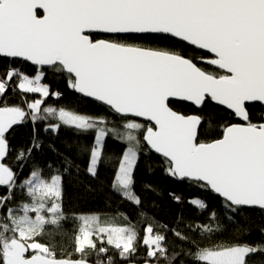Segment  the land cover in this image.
I'll return each instance as SVG.
<instances>
[{
	"label": "snow or ice",
	"instance_id": "obj_1",
	"mask_svg": "<svg viewBox=\"0 0 264 264\" xmlns=\"http://www.w3.org/2000/svg\"><path fill=\"white\" fill-rule=\"evenodd\" d=\"M49 76L102 110L48 104L64 97ZM22 126L32 136L18 148ZM65 128L63 150L47 143L56 159H38L39 132ZM151 154L219 206L194 196L203 220L159 221L136 191ZM112 164L109 187L136 222L67 212L65 177L99 180ZM251 209L264 213V0H0V264H264Z\"/></svg>",
	"mask_w": 264,
	"mask_h": 264
},
{
	"label": "trees",
	"instance_id": "obj_2",
	"mask_svg": "<svg viewBox=\"0 0 264 264\" xmlns=\"http://www.w3.org/2000/svg\"><path fill=\"white\" fill-rule=\"evenodd\" d=\"M130 42L135 43H149L150 40H139L132 39ZM29 71H31L34 66H27ZM51 85L54 90H59L64 93V97L61 100H55L49 98L47 100L48 104L51 105H67L69 107H77L83 112L97 113L102 110V106L96 104L95 102L79 96L66 89L65 82L60 77L49 76L45 81ZM31 98V97H30ZM221 115H226V113L221 110ZM38 129L41 127L37 126ZM40 137L45 141V148L41 153L35 154L38 159L53 161L56 159L55 155L48 150L47 143L53 142L57 148L62 149V141L66 138L71 137V132L68 129H61L60 135L57 138L51 133L39 132ZM32 136V129L30 126H22L17 128L16 133L12 139V143L16 147H27ZM89 136L88 140L90 141ZM107 152L115 153L119 155L120 145L115 142H109ZM152 161L156 162L155 167L152 172H148L144 166H141V170L138 173V183L136 186V191L142 196L145 202V207H148L153 202L158 206V210L148 208L149 213L155 215L156 218L169 225L176 219L179 213H183L185 219L203 220L204 215H200L197 210L187 203L188 199L194 196H199L206 198L209 202L210 207L219 206V198L211 193L200 192L194 186H191L188 182L178 181L171 177L165 175L162 166L159 165V157L155 154H151ZM78 163L83 169L87 163V157H82ZM115 165H109L108 167H102L100 179L93 180L86 176L83 170L80 172L79 178L73 174L72 176H66L64 179V190H63V203L67 212L76 214H94L99 213L102 219H115L117 223H124L122 217H117L118 213H124L130 217L133 222H136V208L128 202L122 201L121 198L116 195L109 187L112 179V168ZM27 169H25L22 175H27ZM144 183L150 184L157 189L159 195H156L150 190H144L142 185ZM90 186V189L89 187ZM169 193H176L184 199V203H176L172 200ZM244 221L253 222L256 225L264 224V213L260 212L258 209L248 210L244 216ZM74 228L73 222L70 220L64 225L65 232L71 235ZM171 238V234H169ZM252 238L259 239L258 230H254ZM55 241L58 244L67 245L69 242L68 237L55 236ZM143 251V249L141 250Z\"/></svg>",
	"mask_w": 264,
	"mask_h": 264
}]
</instances>
